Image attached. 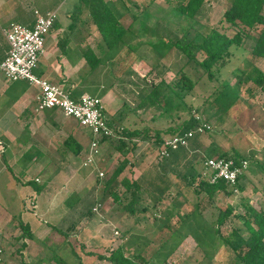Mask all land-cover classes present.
Instances as JSON below:
<instances>
[{
    "label": "rangeland",
    "instance_id": "obj_1",
    "mask_svg": "<svg viewBox=\"0 0 264 264\" xmlns=\"http://www.w3.org/2000/svg\"><path fill=\"white\" fill-rule=\"evenodd\" d=\"M75 1L55 0L59 6L57 13L59 25H65V21H68L65 12L70 10V5ZM137 1L141 7L145 5L144 0ZM159 6H164V0H156L153 9L155 10ZM210 6L207 7L204 16L199 15L195 29L188 33L189 37L194 34L195 30L206 32L215 25L223 12V6L219 7L217 4L211 8ZM144 17L148 19L146 25L149 29L154 27L158 30L159 35L171 38H182L181 28L191 23L184 18L171 19L172 13L163 11H155L153 16L144 14ZM141 19L143 20V16L140 15L137 20L138 26L141 24ZM167 20L170 21L167 22ZM129 32L134 34L131 36L134 39L128 48H132L140 54L139 57H145V59H143L144 57L139 59V64L136 67L126 68L122 66L124 62H119L118 66L109 68V72L103 75L99 66L94 68L89 66L88 71L85 69L86 71L81 73V77L78 76V79H81L79 88L90 95L100 94L101 96L103 93L97 92L98 88L103 91L104 88L107 90L108 86H113L108 89L110 91L106 95L116 100V106H113L116 109L111 114L116 122L123 120L121 123L129 128L148 126L151 129H165L181 123L192 112L204 119L207 112L211 113L216 108L215 105L208 107V102L211 101V98L208 97L221 86L224 79L232 85L235 84L232 72L234 70L236 72L238 65L244 64L243 60L248 56L252 44L250 40H247L241 47H231L229 55L226 56L228 63L217 69V78L212 81L208 80L202 70L196 69L193 62L184 65L183 72L190 76L195 85L184 96L185 108L181 107L170 113L153 108L147 100L144 101V108L136 106L161 79L170 83L179 75L176 73L184 63L182 55L179 56L174 49L169 52V39L156 35L151 30H130ZM196 58L200 60L202 54L198 53ZM253 64L264 72V58H254ZM80 69L82 68H79V72ZM114 78L116 81H113ZM239 93V101L230 108L227 114L218 111L217 116L209 120L211 129L205 134H201L200 144L204 148L203 153H209L211 148L221 146L230 153L231 148H234L239 153L252 158L249 161L246 178L241 183L244 185V190H235L230 195L220 192L208 201V199H204L203 194L196 196L191 188L190 192H187L185 187L183 195L177 194L176 187L171 185L163 195L164 200L157 203V208L153 206L152 200L143 191L142 200L136 207L146 206L148 209L146 213L129 214L112 203L109 198L98 207L97 211L93 210V217L82 219L77 213L70 212L64 206V200L71 194L86 195L96 185L98 170L103 171L104 176L100 179H104L116 167L122 156L112 148L117 144L116 137L112 136L110 138L113 139L112 145L108 140L100 145L99 160L96 164L83 165L84 159L82 156L79 157L78 162L73 164V170H78V174L73 179L72 185L68 184V187H65L62 180H57L58 183L51 186L45 196L40 194L37 196V190L31 185L22 188L20 192L17 188L10 189V195L3 191L0 192V264H20L21 256L29 264H36L37 260L41 258L43 262L40 264H50L47 257L51 255L52 251L56 252L65 264H112L107 260H100L94 254L109 255L111 250L123 242H127L126 255H131L134 249L140 250L142 242H136L132 236H140L141 239L153 241L158 234L155 218H161V213L163 214L167 208L170 209L175 201L181 202V204L175 209L179 219L176 215L170 218V223L174 226H179L181 215L194 212L196 204L200 207L199 216L196 219L190 218L191 226L183 228L180 233H177L179 243L171 251L167 247L158 250L157 246L152 251L149 249L147 254L150 260L149 264H212V261L224 264L228 255L222 241L213 232L218 211L227 206L233 207L234 212L221 226L222 234L227 235L233 226L243 228L240 215L244 214L243 204L245 202L255 209H264V173L253 164L254 161L264 164V93L251 82L243 83ZM101 98L104 99V96ZM106 102L102 100L104 105ZM207 108L209 110L205 111ZM108 111L109 108L106 107V112ZM105 116L111 117L107 113ZM83 132L87 142L88 134L84 129ZM149 136L147 140L137 141L135 149L127 155L131 158V166L134 165L140 170V176L137 178L140 180L143 176V180L154 178L158 169L155 168V164L160 159L158 154L160 145L156 143L152 131ZM168 137L165 135L163 139ZM199 159L196 158L197 163H194L197 168H200V163H202V160L198 162ZM81 168L84 173L79 175ZM139 170L128 168L124 174L130 172L133 180ZM173 171L175 169L168 171L170 173L166 177L172 183L177 182L172 175ZM18 177L21 178L22 175L19 174ZM198 180L196 177L195 182ZM156 183H160L159 180H156ZM145 187L149 191L146 182H144ZM100 190L99 184L96 186V191ZM40 200H42L41 207L45 208V205H48L44 210L40 209ZM50 207L52 210H49ZM19 217L31 224L35 237L32 240L25 239L27 246L20 253L16 252V249L21 240H14L20 234L16 226ZM64 217L66 220L62 222ZM72 221L77 223L75 224V233L70 234L69 237H65L53 229V226H62L63 229H66V226ZM175 241L172 239L167 246L172 245ZM154 251L157 252L153 253ZM166 253L168 254L166 255Z\"/></svg>",
    "mask_w": 264,
    "mask_h": 264
},
{
    "label": "trees",
    "instance_id": "obj_2",
    "mask_svg": "<svg viewBox=\"0 0 264 264\" xmlns=\"http://www.w3.org/2000/svg\"><path fill=\"white\" fill-rule=\"evenodd\" d=\"M165 1L174 7L173 10L176 17L181 16L191 22L183 29L182 38L167 37L169 39V52L174 49L179 56L182 55L181 57L184 63L176 73L179 75H177L172 82L167 83L161 79L141 99L136 106L137 108H144L145 100H147L153 108L159 109L160 111L163 110L171 113L174 110H179L181 107L185 108L184 96L193 89L195 84L190 76L183 72L184 65L193 62L194 67L202 70L206 74L208 80L212 81L217 78V69L222 68L228 63V58H226V56L229 55L230 48L234 46L241 47L247 40L252 42L248 56L244 58V64L238 65L236 72L235 70L232 72L236 81L235 84L232 85L227 80H222L221 86L216 88L211 96L208 97L211 98V101L208 102V107L215 105L216 108L211 113L207 112L202 122L208 123L211 118L217 116L216 113L218 111L227 114L230 108L239 101L240 86L243 83L251 82L264 93V72L253 64L254 58H264V0H223L224 11L215 25L206 32L195 30L194 34L190 37L188 33L190 30L195 29V24L198 22L197 18L199 15H205L204 12L207 7L211 5V1L220 3V0ZM82 3H84L85 7L88 9L91 20L96 25L101 39L107 48L111 49L119 43H125L127 36H134L133 33L130 34V30H128L130 24L126 27L119 24L115 17L116 13L112 11L110 5L104 0H79V6L76 8L77 12L81 10ZM51 10H54V8H51ZM141 13L142 12H140V14ZM142 16L143 20H140L141 24L139 30H145L146 28L147 19H145L143 14ZM138 19L139 18H136V20ZM126 43L128 44V42ZM129 49L133 50L132 48ZM198 53L202 54L200 60L196 58ZM89 55L88 62L90 67L94 68L98 64V60L95 58L92 50H90ZM207 110L209 109L207 108L205 111ZM188 116L189 117L182 120L181 123L166 127L165 129H151L150 127L129 128L124 123L119 125L112 119L109 120L107 118V123L113 127L115 131L117 141V144L112 148L117 150L122 158L118 161L116 167L109 176L104 179H100L96 176V185L90 192L82 196L71 194L64 200V206H66L70 212L77 213L80 218L89 219L94 215L93 208L97 204L101 205L106 202L109 198L112 203L121 207L129 214L146 213L148 211L146 206L140 208L136 207L142 200L143 191L146 192L149 199L152 200L153 206L157 208V203L164 200L163 195L171 185L176 187L177 194L183 195L185 187L187 192H190L191 188L196 196L203 194L204 199L206 198L208 201L213 199L214 196L220 192L230 195L235 190H244V185L241 183L242 180L246 178V172L249 171V166L246 172L242 174L233 185L222 180L216 183H209L201 179L200 175L203 168L202 163L204 161L203 154L206 156H223L235 161L241 158L251 161L252 158L239 153V151L234 148H231L232 151L230 153L221 146L211 148L209 153H203L204 148L200 144V136L211 128L205 130L204 133H198L196 129L197 126L200 125V121L195 118L193 112ZM190 130H192L194 134L187 139V146L179 145L176 149L169 151V156H159L160 159H158L156 165L158 169L156 168L157 170L154 178H150L149 180H143L144 176L141 180H130L126 177L119 178L121 172L129 163L127 155L135 149L138 144L137 141L147 140L150 137L151 131L153 132L156 143L160 145L165 135L169 137L184 135ZM110 138L112 137L103 138L100 141L101 144L108 140L112 145L111 142L113 139ZM73 139L75 144L80 146L75 136ZM66 141L68 144L70 140L68 139ZM196 158H200L198 162L202 160L200 168H197L196 164H194L197 163ZM253 164L264 173V164L258 161H254ZM171 169H175L172 175L176 178L177 182L172 183L166 178L168 173H170L168 171H171ZM196 177L199 179L198 182H195ZM156 180H159L160 183L157 184ZM144 182L147 183L149 191L148 188H144ZM26 183L34 187L37 192L43 189L35 180H29ZM99 184L101 190L97 192L96 186ZM180 204L181 202L178 201L173 202L170 209L167 208L163 214L161 213V218H155L154 222L158 229V234L153 241L141 239L140 236H132L136 242H142V248L140 250L134 249L131 255H126L125 246L127 242H123L114 250H111L109 255H94L100 260H107L112 264H149L150 260L147 256L149 249L152 251V249L157 246L159 248L158 250L167 247L170 248L171 251L179 243L177 233H180L181 229L191 226L190 218L193 217L196 219V217L199 216L200 207L196 204L194 212L181 215L179 226H174V224L170 223V218L176 215L179 219L175 209L179 207ZM243 206L244 214L240 215L243 228L233 226L229 234H222L221 226L234 212L232 206H227L223 210H219L215 219L213 232L222 241L228 255L224 264H264V209H255L246 202ZM65 220L66 217L62 219V222H65ZM76 223V221H72L66 226V229H63L62 226H53V229L59 234L69 237L70 234L75 233ZM16 226L20 234L16 236L14 240H21L19 247L16 249V252L20 253L22 249L27 246L25 239L32 240L35 239V237L28 221H24L19 217ZM172 239H174V241L176 239V241L172 245L170 244L167 246ZM156 252L154 251L153 253ZM89 254L93 255L91 252H89ZM167 254L168 253H166V255ZM47 260L50 264H65L64 260L54 251L47 257ZM42 262L43 259L41 258L37 260L36 264ZM219 263L220 262L212 261V264ZM20 264L29 263L24 261L21 256Z\"/></svg>",
    "mask_w": 264,
    "mask_h": 264
},
{
    "label": "crops",
    "instance_id": "obj_3",
    "mask_svg": "<svg viewBox=\"0 0 264 264\" xmlns=\"http://www.w3.org/2000/svg\"><path fill=\"white\" fill-rule=\"evenodd\" d=\"M104 1L116 13L115 17L119 24L124 27L130 24L128 30H139L140 26H138L136 18L142 14L153 16L155 11L172 13L171 19L184 18L176 17L174 7L165 0L164 6H159L155 10L153 4L156 0H144L143 7L137 0ZM211 3L210 8L216 4L219 7L223 6V0H220V3L215 1H211ZM78 6L79 0L72 3L70 10L65 12L68 21H65V25H59L57 20L59 6L55 0H0V62L5 58L9 49L4 29L12 22H23V24L32 27L35 21L34 9L44 13L54 8L56 19L46 35L44 52L39 56L37 67L34 70L36 75L46 78L52 83L63 84L76 93H81L85 91L79 88L81 79H78V76L81 77V73L89 70L90 50L98 60L96 66L101 68L103 75L109 72V68L118 66L119 62H124L122 66L126 68L136 67L139 64V59L144 56L139 57L140 54L128 48V44H131L134 37L130 35L126 38L128 44L119 43L111 49L107 48L96 25L91 20V15L85 4L82 3L80 12L75 11ZM222 11H224V6ZM140 12L142 13L140 14ZM184 28H181L182 33ZM145 30H151V32L154 30V33L159 35L158 30L154 27L149 29L146 25ZM159 36L164 37L162 34ZM79 68H82L80 72ZM113 81H116L115 78ZM111 88L113 86H108V89ZM108 89L104 88L103 91H106L104 93L98 88L97 92L103 94L101 96L100 94L92 95L98 97L101 103L102 100L107 101L106 105L102 103L104 114H109L111 117L108 119L115 121L111 113L116 109L113 108L114 105L116 106V100L110 98L111 96H106L110 91ZM37 95L36 86L30 85L25 80L8 81L0 73V178L4 179L0 181V192L3 191L9 195L11 194L10 189L17 188L20 192L22 188L28 187L27 181L35 178L39 180L37 183L40 187H43L37 192V196L39 194L45 196L46 191H50L49 188L57 184L59 180L64 182L65 187H68V184L72 185L73 179L78 174V170H73V164L78 162L80 156L84 159L88 148L90 137H86L88 139L86 142L85 133L77 122L65 117L55 109L38 110L36 108ZM102 96L104 99L101 98ZM106 107L109 108L108 112H106ZM122 121L118 120L117 123L122 125ZM74 136L80 146L75 144ZM68 139L70 141L67 144L66 140ZM128 157L129 163L119 178L126 177L132 180L130 172L129 174L124 173L128 168L139 169L134 165L131 166L132 161ZM156 165L157 163L155 168H158ZM81 173H84L82 168L79 175ZM19 174L22 175L21 178L18 177ZM139 176L140 170L133 180ZM41 201L40 209L44 210L48 205H45V208L41 207ZM49 210H52V207Z\"/></svg>",
    "mask_w": 264,
    "mask_h": 264
},
{
    "label": "built area",
    "instance_id": "obj_4",
    "mask_svg": "<svg viewBox=\"0 0 264 264\" xmlns=\"http://www.w3.org/2000/svg\"><path fill=\"white\" fill-rule=\"evenodd\" d=\"M35 21L32 27L25 24L12 22L4 29V36L8 42L9 49L5 58L0 62V73L8 81L25 80L38 89V110L55 109L65 117L75 120L90 137L88 148L84 157L83 165L96 164L99 160L101 140L106 137L115 136V131L107 123L103 105L100 99L86 92L75 93L60 83H52L46 78L35 74L38 59L44 52L45 38L53 27L56 19L55 10L41 13L33 10ZM194 113V112H193ZM200 125L197 126L198 133H204L211 125L202 122L201 116L194 113ZM192 130L184 135H174L162 139L158 149L159 156H169V151L176 149L179 145L187 146V139L192 137ZM204 156L201 179L209 183L220 180L233 185L238 178L246 172L249 161L241 158L235 161L223 156ZM103 171L98 170L97 177L102 178ZM36 182L39 180L34 179ZM100 204L93 210L97 211Z\"/></svg>",
    "mask_w": 264,
    "mask_h": 264
}]
</instances>
